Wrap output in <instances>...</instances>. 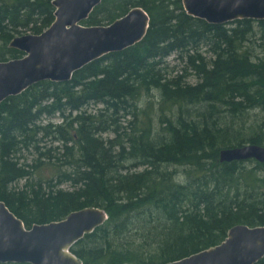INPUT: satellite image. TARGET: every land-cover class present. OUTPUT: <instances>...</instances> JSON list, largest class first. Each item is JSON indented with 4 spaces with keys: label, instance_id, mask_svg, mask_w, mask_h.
Returning <instances> with one entry per match:
<instances>
[{
    "label": "trees",
    "instance_id": "obj_1",
    "mask_svg": "<svg viewBox=\"0 0 264 264\" xmlns=\"http://www.w3.org/2000/svg\"><path fill=\"white\" fill-rule=\"evenodd\" d=\"M52 2L0 0V61L24 56L15 37L50 27ZM135 7L150 18L141 42L0 104V200L25 226L107 213L71 248L82 264H164L219 245L235 225L264 226V163L219 159L264 146V58L248 45L264 21L209 24L182 0H102L81 24Z\"/></svg>",
    "mask_w": 264,
    "mask_h": 264
},
{
    "label": "water",
    "instance_id": "obj_2",
    "mask_svg": "<svg viewBox=\"0 0 264 264\" xmlns=\"http://www.w3.org/2000/svg\"><path fill=\"white\" fill-rule=\"evenodd\" d=\"M102 0H53L55 20L39 35L15 37L9 47L24 56L0 61V104L30 86L49 80L67 82L85 65L141 42L150 26L148 14L131 9L109 25L84 26ZM185 12L209 24L235 20L264 21V0H182ZM221 162L264 163V146L224 148ZM108 219L98 207L72 211L65 218L27 228L0 200V264H82L71 248ZM264 257V226L235 225L217 246L164 264H255Z\"/></svg>",
    "mask_w": 264,
    "mask_h": 264
},
{
    "label": "rangeland",
    "instance_id": "obj_3",
    "mask_svg": "<svg viewBox=\"0 0 264 264\" xmlns=\"http://www.w3.org/2000/svg\"><path fill=\"white\" fill-rule=\"evenodd\" d=\"M255 33L252 35V38H250V42L248 43V45L251 47V50L253 51V53L260 57V58H264V27L259 26L258 24L255 25ZM169 61L174 64V56L169 58ZM196 78L190 77V81L195 82ZM101 106V105H100ZM143 108H145V106L143 105ZM91 109V108H90ZM55 122H60V118L56 117L53 119ZM104 138H109L112 137L113 134H107L104 135ZM109 136V137H107ZM25 156L28 155L27 152L24 153ZM31 158V155H28V159ZM181 169H179V173H182V167H180ZM141 169V168H140ZM133 170V169H132ZM43 174H45L46 176H50L51 174H53V169L51 167H47L44 169ZM182 180V179H181ZM24 183V181L20 182L19 186H22ZM65 188H67L68 186H64Z\"/></svg>",
    "mask_w": 264,
    "mask_h": 264
}]
</instances>
